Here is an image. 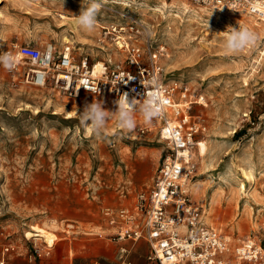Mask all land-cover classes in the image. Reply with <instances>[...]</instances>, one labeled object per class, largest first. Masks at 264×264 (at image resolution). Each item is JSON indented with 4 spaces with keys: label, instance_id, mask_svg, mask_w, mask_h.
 <instances>
[{
    "label": "rangeland",
    "instance_id": "374dc122",
    "mask_svg": "<svg viewBox=\"0 0 264 264\" xmlns=\"http://www.w3.org/2000/svg\"><path fill=\"white\" fill-rule=\"evenodd\" d=\"M125 1L131 6L106 4L97 23L126 22L122 15L142 21L146 33L139 42L149 36L153 49L164 47L159 59L163 83L176 87L177 98L186 88L188 96L204 99L190 109L205 126L201 140L207 146L197 159L190 200L203 209V221L231 245L246 237L264 241V22L244 10L191 0ZM87 3L0 0V46L43 49L51 43L59 51L67 37L76 57L121 60L124 53L103 38L100 28L89 33L79 29L76 35L65 22L63 16L79 15ZM229 26L246 27L257 40L242 51L228 52L224 37ZM95 101L109 116L101 137L80 119L85 106ZM116 110L93 95L67 97L24 84L0 69V263L20 264L14 259L52 254L54 245L25 237L33 226L69 239L80 231L78 235L108 246L117 233L141 228L142 198L148 196L167 150L152 121L145 122L137 111L135 127L125 130ZM59 240L56 235L55 243ZM121 242L128 243L127 264L138 257L146 260L149 248L143 239Z\"/></svg>",
    "mask_w": 264,
    "mask_h": 264
},
{
    "label": "built area",
    "instance_id": "2783aa9c",
    "mask_svg": "<svg viewBox=\"0 0 264 264\" xmlns=\"http://www.w3.org/2000/svg\"><path fill=\"white\" fill-rule=\"evenodd\" d=\"M191 1L233 11L244 10L264 20V0ZM121 17L126 22L101 26L103 38L110 39L117 50L124 53L121 60H93L88 54L76 57L74 50L69 51L70 47L66 46L57 51L26 44L5 49L0 46V54L12 53L17 57L18 51L27 58L28 68L18 60L13 70L3 66L0 69L36 88L49 87L72 98L90 94L116 107L115 101L124 93L129 100L135 98L137 104L142 103L149 92V82L156 79L159 88L151 90L158 91L161 99L168 102L161 116L155 118L158 137L167 153L156 170L148 196L142 198L141 228L119 232L113 241L136 243L143 239L149 247L148 260L156 264H264V241L248 237L231 247L226 236L204 223L203 209L190 200L189 185L198 169L196 143L206 130L200 120L190 114V109L193 104H203L204 99L188 96L186 88L177 98L176 87L163 83L159 59L165 55L164 47L153 49L149 36L140 43L139 39L146 33L145 25L134 17ZM181 103L188 104V108L182 111ZM167 109L175 116L174 124L168 118ZM114 222V219L109 220L110 224ZM118 252L126 255L128 250L121 247Z\"/></svg>",
    "mask_w": 264,
    "mask_h": 264
},
{
    "label": "clouds",
    "instance_id": "9594fccd",
    "mask_svg": "<svg viewBox=\"0 0 264 264\" xmlns=\"http://www.w3.org/2000/svg\"><path fill=\"white\" fill-rule=\"evenodd\" d=\"M102 7V0H88L86 6L82 7L81 13L73 21L74 26L85 32H93L97 25V16ZM231 29L228 31V29ZM226 30L224 37V48L228 52H239L253 45L257 40V34L246 28H233L231 26ZM18 63L17 57L12 53L0 54V66L6 70H13ZM132 79V78H131ZM129 79V80H131ZM143 84V83H142ZM149 92L142 103L137 104L136 99L129 100L128 94L124 93L115 103L117 110L114 112L117 116V122L120 128L132 130L136 125L135 112L143 117L145 122H151L153 119L161 116L163 106L168 102L162 100L158 91H152L154 87L159 88L156 79L149 82ZM81 123L87 127L95 136L101 137L109 119L108 111L102 106V103L95 101L85 106L80 113Z\"/></svg>",
    "mask_w": 264,
    "mask_h": 264
},
{
    "label": "crops",
    "instance_id": "0c3cea01",
    "mask_svg": "<svg viewBox=\"0 0 264 264\" xmlns=\"http://www.w3.org/2000/svg\"><path fill=\"white\" fill-rule=\"evenodd\" d=\"M198 158L199 154L197 159ZM193 184L194 183L191 184V191ZM78 222L76 221V223ZM71 227L80 228L83 227V225H71ZM75 233H77V235L69 239L64 236L62 232H56V235L60 237V242L54 244V250L52 254L47 253L46 255L42 256L39 253L38 258L25 256L22 258H15L14 260L18 261L20 264H127L125 262L126 255L119 254V252L117 251V249L121 247L126 248V246L128 245L127 242L114 241L113 243H111V245L108 246L106 244H101V242L98 241H91L88 238L83 237L82 235H78L80 231H75ZM230 246L233 247L234 245L230 244ZM148 255L149 252L146 255V260L144 262L141 261L142 258L140 259L138 257L136 260L139 261L135 264H156L155 262L148 260ZM5 264L12 263L7 261L5 262Z\"/></svg>",
    "mask_w": 264,
    "mask_h": 264
},
{
    "label": "bare ground",
    "instance_id": "6f19581e",
    "mask_svg": "<svg viewBox=\"0 0 264 264\" xmlns=\"http://www.w3.org/2000/svg\"><path fill=\"white\" fill-rule=\"evenodd\" d=\"M72 3H75L76 0H68ZM182 1V0H181ZM108 5V4H114V5H124L125 7H130L131 4H129L128 2H126L125 0H102V7L101 9L105 6V5ZM164 6H167V3H163ZM182 5L187 7L186 4L184 2H182ZM170 6H172V4H170ZM217 7V6H216ZM100 9V10H101ZM78 16V15H76ZM76 16H71L70 18H64L65 22L68 24L69 28L71 29V31L73 33H75L76 35H78L80 32H79V29L76 28L74 26V23L73 21L75 20ZM258 20V19H257ZM261 21V20H260ZM261 22H264V20H262ZM97 28H100L101 29V25L97 23L96 25ZM89 33V32H88ZM62 42L66 45V47H70L69 51H72V49L74 50L73 47L71 46H67V44H69L70 40L67 38V37H64ZM46 47L48 48V50L53 49L54 46L53 44L51 43H47L46 44ZM117 49V48H116ZM118 51V50H117ZM17 59L19 60V62L21 63L22 62H27V58L24 57V56H21L19 54V52L17 51ZM100 61V60H99ZM96 70H100L99 66H97ZM183 96H186L185 94ZM204 103V102H203ZM188 106V104H185V103H181L179 105L180 109L182 111H184V109ZM188 108V107H187ZM167 113H168V118L169 120L172 122L171 124H174L175 123V116L171 113L170 110L167 109ZM67 117L71 118L72 117V114L70 112L67 113ZM155 120V119H154ZM152 125H157V122L156 120L155 121H152L151 122ZM206 150H207V146H206V141H202L201 139L198 141V143H196V149H195V157L197 158L198 157V154L201 156V158L205 155L206 153ZM244 173V176L247 180H252L251 178V175H249L248 173H246V171L243 172ZM191 184L192 182L190 183L189 185V189H191ZM241 190L245 191V186L243 184H241ZM205 223V222H204ZM206 224V223H205ZM25 237L28 238V239H31L33 238L34 240H42L43 242H45L47 244V247H52L54 244H55V240H56V235L53 233H50V231H46L45 229L43 228H40V227H36V226H33L31 228L30 231H27L25 233ZM248 237H246L245 239H247ZM227 240V239H226ZM243 241V240H242ZM241 241V242H242ZM235 246V245H234ZM233 246V247H234ZM232 247V246H231Z\"/></svg>",
    "mask_w": 264,
    "mask_h": 264
},
{
    "label": "trees",
    "instance_id": "16d2710c",
    "mask_svg": "<svg viewBox=\"0 0 264 264\" xmlns=\"http://www.w3.org/2000/svg\"><path fill=\"white\" fill-rule=\"evenodd\" d=\"M236 134H237V135H239V134H240V132H237Z\"/></svg>",
    "mask_w": 264,
    "mask_h": 264
}]
</instances>
